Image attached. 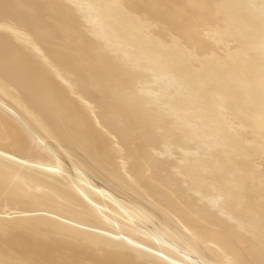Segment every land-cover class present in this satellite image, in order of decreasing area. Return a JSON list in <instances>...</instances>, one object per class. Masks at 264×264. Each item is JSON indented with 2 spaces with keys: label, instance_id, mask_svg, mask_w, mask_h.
Listing matches in <instances>:
<instances>
[{
  "label": "bare ground",
  "instance_id": "1",
  "mask_svg": "<svg viewBox=\"0 0 264 264\" xmlns=\"http://www.w3.org/2000/svg\"><path fill=\"white\" fill-rule=\"evenodd\" d=\"M0 264H264V0H0Z\"/></svg>",
  "mask_w": 264,
  "mask_h": 264
},
{
  "label": "rangeland",
  "instance_id": "2",
  "mask_svg": "<svg viewBox=\"0 0 264 264\" xmlns=\"http://www.w3.org/2000/svg\"><path fill=\"white\" fill-rule=\"evenodd\" d=\"M138 14H142L141 11H138ZM163 21H164V20H163ZM170 27H171V28H170ZM160 28H161V29H160V35H159V36H161L162 39H164V38H166V37H168V36H170V35L173 36V34H177V35L179 36L180 39H182L183 41H186V42H187V40L184 38V36H183L180 32H177V30H176V28H175L174 26H168V24L165 23V21L163 22V25H162ZM168 32H171V33H173V34L168 33ZM199 33L202 34V35L204 34L203 31H199ZM187 44H189V43L187 42ZM204 44H205V43H204ZM207 44H208V43H207ZM205 46H206V44H205Z\"/></svg>",
  "mask_w": 264,
  "mask_h": 264
}]
</instances>
